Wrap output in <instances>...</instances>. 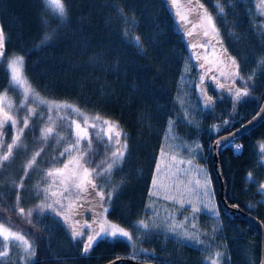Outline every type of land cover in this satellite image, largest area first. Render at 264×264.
<instances>
[{
	"label": "trees",
	"instance_id": "16d2710c",
	"mask_svg": "<svg viewBox=\"0 0 264 264\" xmlns=\"http://www.w3.org/2000/svg\"><path fill=\"white\" fill-rule=\"evenodd\" d=\"M218 2L224 4L223 15L216 11ZM65 3L66 22L57 27L51 41L41 44L45 32L51 30L43 23L46 13L42 0H0L5 56H24L25 75L42 97L114 121L126 134L123 163L112 176V183L123 180V184L106 216L132 231L133 244L141 251L137 253L123 239H108L97 241L85 254L82 243L72 239L61 216L34 212V227L39 229L40 238L32 264H108L121 258L151 264H206L205 246L209 252L224 253L222 264H260V240L253 225L221 208L212 145L217 137L239 128L256 115L264 100V72L257 74L250 95L233 104L225 89L214 83L217 80L231 83L218 71L227 72L225 65L219 63L222 53L217 50L212 53L209 47L208 56L203 52L197 58L200 53L194 50L192 36L187 34L192 24L186 25L179 19L170 0H65ZM178 3L186 5L179 10L195 20L196 13L190 12L189 7L196 6L197 0ZM198 3L216 17L219 50L223 53L226 50L227 56L238 61L242 74L250 73L256 60L264 56V17L255 11L256 0H198ZM119 9H123L126 19ZM56 24L51 21L52 27ZM181 24L187 29L181 28ZM133 36L141 38L143 51L134 44ZM5 63L0 62V90L8 87ZM207 69L211 71L205 74ZM235 84L242 86L239 80ZM205 94L213 100L208 108L204 107ZM233 119L219 131H213V126ZM170 120L174 121L171 135ZM260 143H264V121L251 132L220 146L218 158L227 202L264 225V194L258 190L264 183ZM237 145L242 146L239 151ZM171 156L186 164L191 159L189 166L194 167L197 175L201 174L197 170L203 169L217 197L219 215L210 213L198 199L193 203L201 210L193 213L192 204L183 203L181 207L174 200L150 196L153 178L159 176L164 161L171 160ZM22 162L23 157L19 161L21 166ZM157 164L161 165L159 172ZM36 169L34 185L42 184L44 172L42 168ZM249 173L254 183L247 179ZM23 174L24 171L15 180L19 182ZM31 174L29 171L23 181L24 190H19L21 207L26 210L41 203V198L36 201L31 193ZM2 178L3 171L0 192L4 195L0 204L7 211L0 216H13L16 189L10 182H2ZM101 186L107 191L104 181ZM140 219L150 225L155 221L160 226L137 238L132 225ZM166 219L184 224L183 229H177L179 235L169 231ZM184 231L198 235L204 243L184 241ZM15 261L9 252L0 264H19Z\"/></svg>",
	"mask_w": 264,
	"mask_h": 264
},
{
	"label": "snow or ice",
	"instance_id": "6c2138e0",
	"mask_svg": "<svg viewBox=\"0 0 264 264\" xmlns=\"http://www.w3.org/2000/svg\"><path fill=\"white\" fill-rule=\"evenodd\" d=\"M173 7L177 9L176 15L181 21L186 25L192 24V29L188 30L187 34L191 36L193 31L197 28L201 30L203 36L210 37L207 43H211V40L216 39L219 36V29L216 25V17L213 13H210L203 4H199L197 0L196 6L189 7L190 12H195V20H190L188 15L183 14L179 9L186 7V5H181L178 0H170ZM45 7V19L43 20L46 28H51L50 31H46L41 44H47L51 41L55 34L57 27L63 25L68 16V10L65 0H42ZM255 11L259 13L260 16L264 17V0H256ZM216 11L219 15H223L225 12V7L223 3L218 2L216 4ZM120 15L126 19L124 16L123 9H119ZM55 20L57 22L56 27L51 26V21ZM127 35V32L125 33ZM132 40L134 44L140 48L141 51V38L139 36H133ZM219 43V41H217ZM202 47L204 45H201ZM193 47H196L193 44ZM6 49V35L2 26H0V62L6 61L3 67L8 76V87L0 90V172L7 169L14 160L16 155L27 154V145L23 142V134L26 129L30 127L33 119H40L43 121L41 127H39V135L37 139L43 143L52 141L59 144L61 141L65 140V137L61 135L57 128L62 126L57 120L53 119L51 115L53 112L59 113L65 109H71L72 112L76 113L77 116L83 117L82 121H77L76 119L70 120L69 127L74 126L72 135L74 139H70L66 146L63 147L62 151L59 152L60 157H64L67 162L63 163V167H52L44 172L46 186L37 193L38 195H43V200L40 204L36 206V209H24L19 207V190L24 187L23 177H26L29 170L36 166L37 158L40 157L43 152V146L38 150L32 152V154L25 160L23 164L24 174L19 182L16 180H11V186L16 189V204L14 205V214L24 217L29 223H32V216L34 212L40 213L44 211L54 212L57 216H61L66 225H68L73 240H82V252L87 254L91 251L94 244L97 241L102 240H117L120 238L126 239L130 242L132 247H135L131 242L133 241L132 231L120 225L119 223L110 221L107 219L106 214L109 211L111 201L114 196H116L120 187L123 184V180L119 183H112V176L123 163L124 155L127 150L126 142L121 144L122 131L119 124L114 121H109L103 119L101 116L96 115L89 118L85 116L80 109L76 108L72 104L59 103L56 101H50L42 97L39 92L36 91L29 82L27 76L24 72V56L23 55H12L5 56ZM200 58L199 56L197 57ZM219 63L224 64L227 68V72L218 69L221 76L228 81H231V85L228 87V91L231 92L235 100L238 102L242 97L250 95L252 90V84L258 73L264 72V56L258 58L255 62V66L252 71L248 74H242L239 70L238 61L230 56L226 55V50L221 54V60ZM204 67V65H201ZM211 71L207 69L206 73ZM201 84L204 82V76H201ZM216 79V77H212ZM236 80L241 81V87H236ZM218 86L224 88L225 85L217 80ZM203 92V89H201ZM12 92L14 96L19 97V100L10 96L9 93ZM213 104L212 97L205 94V104L204 107L208 108ZM186 118V117H185ZM66 116L60 115L59 120L63 121ZM100 126L98 128L97 138H100L101 134L107 138V142L118 147L115 150H111L110 154L99 160V163L88 166L89 161L85 159L91 151L92 140L89 136L88 129H97V123ZM191 123V121H189ZM227 123V122H225ZM174 121H169L168 134L171 135V129ZM167 138V137H166ZM87 140L88 143L81 148V142ZM220 141H217L219 144ZM198 147V146H197ZM240 145L236 146V150L239 151ZM195 149H193L194 151ZM259 152L264 154V143L259 144ZM165 153L161 151V156L163 157ZM55 160L56 157H53ZM172 161H176L175 156H171ZM177 163H185V161H176ZM189 165L192 164V160L187 161ZM161 165L157 164V172L160 171ZM203 173V169L197 170ZM206 177V173L204 174ZM98 177H102L104 184L108 186L107 191L101 185L96 183ZM247 179L252 181L251 173L248 174ZM254 183V181H252ZM198 187L203 188V196L208 197L210 195V180L205 178L204 183L201 184L200 179L195 181ZM39 188V186H37ZM56 190H53V189ZM153 191L150 192V196L158 195L159 189L163 188L162 184H158L156 178L152 181ZM72 189L76 190V200L81 198L82 193L95 194L99 197V201L96 202V206L101 209L96 213L97 219H94L92 223H81V221L74 220L73 217L77 213L75 208L77 207L75 201H69L67 204L63 202L66 198L65 193H71ZM91 190V192L89 191ZM258 190L261 194H264V183L258 186ZM4 193L0 192V200H2ZM55 198V199H53ZM166 199L174 200L183 207V200L176 199V197L166 196ZM51 200V202H48ZM91 203V201H89ZM192 204V212L196 213L200 211L198 205L194 204L191 200L188 201ZM57 206H59L57 208ZM204 208L215 214V208L210 206V204H204ZM7 211L3 204H0V213ZM158 215V213H157ZM100 217H103L102 219ZM187 220V218H185ZM96 227H93V225ZM166 224L170 232L175 235H179L177 229H183L184 224H177L171 219H166ZM35 226V225H34ZM160 225L155 221L150 225L146 220L140 219L132 225V229L139 235L147 234L151 229L157 228ZM193 228L196 227L195 224L192 225ZM89 229L90 231L85 234L84 229ZM182 239L186 242H194L196 245H201L204 242L199 238L198 235L190 234L187 231L183 232ZM0 260L9 255V250L12 247L19 249L23 255L21 257L23 264H32V261L36 255V249L34 243L29 239L22 231L17 230L10 219L7 216H0ZM205 260L206 264H222L224 253L215 250L207 251V246H205ZM134 258V257H133Z\"/></svg>",
	"mask_w": 264,
	"mask_h": 264
},
{
	"label": "rangeland",
	"instance_id": "374dc122",
	"mask_svg": "<svg viewBox=\"0 0 264 264\" xmlns=\"http://www.w3.org/2000/svg\"><path fill=\"white\" fill-rule=\"evenodd\" d=\"M180 26L181 28L185 30L187 29L184 24H181ZM194 32L195 34L191 35L192 36L191 39H193L194 41L192 43V46L193 44L196 45V47H194V50H196L197 53H200L198 56H200L203 52H205V55L208 56L209 53L206 51L208 50L209 47L212 50V53L214 52V50H217L220 53H223V51L221 49L219 50V47L217 46L218 38L211 40V43H207L210 40V37H206V36H203L202 34H199L201 33V30L199 28H197ZM201 45H204V46L202 47ZM214 83H216V85L218 86L217 81H214ZM224 85H225L224 87L225 91L229 94L230 97L233 98L232 99L233 104H236L234 95L228 91V87L231 85V83L229 82V84H224ZM235 86L241 87L236 84ZM9 95L13 96V98L16 99L17 101L19 100V97L14 96L12 92H10ZM246 97H242L239 101L245 99ZM51 115L53 116L54 120H57L58 123L62 125L57 128V131H59L61 135L65 137V140L61 141L59 144L54 143L52 141H49L45 144L39 141L37 139L39 135L38 129L39 127L42 126L43 121L40 119H33L30 124V127L26 129L23 134V142L25 145H27V149H28L27 154H20L19 155L20 158L19 156H17L15 160L16 162L12 161L10 166L7 167V169L3 171L2 182L5 183V182H10L13 179L15 180L17 176L20 175L24 171L23 166L19 164V161L22 159V157H23L22 163L24 164L25 160L32 154V152L38 150L41 146H43L44 150L41 153L40 157L37 158L36 166L33 169L29 170V171H32V174L29 176V178L32 180V185H33L31 193L35 197L34 200L36 201L38 197L41 198V201L43 200V195L42 194L38 195L37 193L40 191V189L46 186V182H45V177H44V180L42 181L44 183L34 185V182H35L34 176L36 172L35 169L42 168L43 172H45V170L52 168V167H63V163H66L67 160L64 157H60L59 152L62 151L63 147L66 146L67 142L70 139H74V135H72L74 126L72 128L69 127L70 120L76 119L79 122V121H82L83 119V117L77 116L76 113L72 112L71 109L62 110L59 113V115L55 112H53ZM60 115L66 116V119L63 121H60L59 120ZM84 115L88 116L89 118L94 117V116H91L90 114L84 113ZM233 121L234 119L224 121V123L222 124H217L213 126L212 129L213 131L217 132L220 129H222L223 126H226L227 124H230ZM96 123H97V129H93V128L88 129L89 136L92 140L91 151L89 155L85 157V159L89 161L88 166H93L99 163L100 159L109 155L111 150H115V148L118 147L117 145L108 143L107 138L104 137L102 134L100 138H97L98 128L100 124L99 122H96ZM122 134H124L123 131H122ZM125 138L126 137L124 135L121 136V144L126 142ZM87 143H88L87 140L82 141L81 148H83V146ZM53 157H56V159L54 160ZM48 160L50 161L46 162ZM176 161H180V160L176 159ZM176 161H172V160L164 161V164H163L164 167L162 168L159 176L156 175V180L158 184H162L163 188L159 189L158 195L156 196L176 197V199H182L183 202L186 204H189L188 203L189 200L194 202V199L196 200L198 199L200 203L210 204V206H213L216 210L214 215H219V206L217 202V197L215 193L211 190L212 187L209 188L210 195L208 197H204L203 188L198 187L195 183L197 179H200L201 184H203L204 179L205 178L208 179V177L207 176L205 177L203 173H201L200 175H197L194 167L189 166V164H186V162L181 164V163H177ZM186 172H190L191 174H187ZM25 180H26V177H23V181ZM96 183L98 185H101L103 183V178L98 177L96 180ZM37 186H39V188ZM24 188L25 187H23L22 189L24 190ZM53 190H56V189L54 188ZM25 191L29 193V189H26ZM89 191L91 192V190ZM65 197L66 198L63 200L65 204H67L69 201L74 200L77 205V207L75 208V212L77 214L74 215L73 217L74 220L81 221V223H92L94 219H97L96 213L98 211H101V209H99L96 206V202L99 200L97 199V196H95L94 193L91 195H89V193H82L81 198L79 200H76V190L72 189L71 193H65ZM89 201H91V203ZM48 202H51V200H49ZM14 204H16V201ZM19 207H21L20 200H19ZM58 207L59 206H57V208ZM30 209H36V207H32L31 205ZM44 212H51V211H44ZM44 212H41V213H44ZM7 217L10 219V222L13 224V226L17 230L22 231L29 239L33 241L35 249H36V245L38 244V240L40 236L38 232L39 229L34 227L33 216L31 218L32 223H29L26 218L21 217L17 214L13 216H7ZM100 218L102 219L103 217H100ZM93 227H96V225L94 224ZM89 231H90L89 229H86V228L84 229L85 234H87ZM120 239L127 241L124 238H120ZM77 241H79L83 245L82 240H77ZM131 243L133 244V241ZM134 249L137 253L141 251V249L137 247H135ZM9 252L13 254V257L18 261L19 264H23V261L21 259L23 253L19 249H17L16 247H12L9 250ZM134 259H139V258L134 257ZM17 261L15 262L17 263Z\"/></svg>",
	"mask_w": 264,
	"mask_h": 264
},
{
	"label": "water",
	"instance_id": "95a60500",
	"mask_svg": "<svg viewBox=\"0 0 264 264\" xmlns=\"http://www.w3.org/2000/svg\"><path fill=\"white\" fill-rule=\"evenodd\" d=\"M264 121V100L256 113V115L244 123L242 126L239 128L220 135L215 139L212 145V161H213V169L214 172L219 180V202L221 204V208L225 213H228L232 216H235L237 219H245L246 221L250 222L255 231L256 234L260 240V248H261V261L260 264H264V225L263 223L251 215L248 212H244L239 208H236L232 205H230L227 200H226V188H225V183L224 179L221 175L220 168H219V158H218V149L220 146H224L228 143H230L232 140L235 138H238L244 134H247L251 132L253 129L257 128L262 122ZM217 141H220L219 144H217ZM108 264H151L149 262H144V261H139V260H133L129 258H121V259H116Z\"/></svg>",
	"mask_w": 264,
	"mask_h": 264
}]
</instances>
